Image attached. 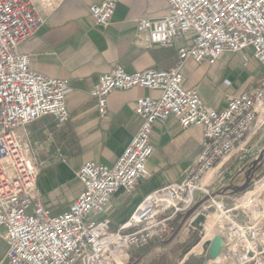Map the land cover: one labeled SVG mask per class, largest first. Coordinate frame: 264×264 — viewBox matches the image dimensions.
I'll use <instances>...</instances> for the list:
<instances>
[{
    "label": "built area",
    "instance_id": "built-area-1",
    "mask_svg": "<svg viewBox=\"0 0 264 264\" xmlns=\"http://www.w3.org/2000/svg\"><path fill=\"white\" fill-rule=\"evenodd\" d=\"M165 1L168 14L138 20L137 33L163 48L178 37L191 36V44L179 49L178 61L168 70L128 73L117 65L98 78L89 94L101 119L107 117V97L114 91L142 88L158 95L136 99L134 113L141 124L130 143L111 168L83 164L76 172L81 193L68 211L52 216L39 197L40 163L25 130L45 117L58 128L67 123L68 80L31 70L19 46L42 28L63 0H0V240L6 247L0 264H133L141 252L169 237L173 223L197 202L221 188L218 172L242 160L263 129L264 78L254 89L231 96L222 110H214L204 105L197 89L183 87L181 67L186 60L214 66L224 53L245 49H251L253 59L264 67V0ZM117 2L102 0L90 6L97 28L110 25ZM170 117L182 129L202 130L203 142L190 173L149 194L127 221L111 229L106 217L110 199L118 190L131 195L150 177L146 164L154 151L152 128ZM262 191L244 205L239 202L247 192L234 200V207L225 209L214 199L202 209L212 203L227 220L219 255L223 264H264ZM240 210L247 214L243 224L235 220Z\"/></svg>",
    "mask_w": 264,
    "mask_h": 264
},
{
    "label": "crops",
    "instance_id": "crops-1",
    "mask_svg": "<svg viewBox=\"0 0 264 264\" xmlns=\"http://www.w3.org/2000/svg\"><path fill=\"white\" fill-rule=\"evenodd\" d=\"M101 1L63 0L42 28L19 46V52L28 56L31 70L48 78L68 80L67 123L58 128L52 118L45 117L25 130L40 163L39 197L52 216L68 211L81 193L76 172L83 164L93 162L111 168L130 143L141 124L134 113L136 99L158 95L142 88L114 91L107 97V117L101 119L97 103L89 94L98 78L117 65L128 73L168 70L178 61L179 49L191 44V36H185L175 38L170 47L163 48L151 45L146 34L137 33L138 20H158L168 14L165 0H118L110 25L99 29L89 15V8ZM181 74L185 89H197L205 106L222 110L231 96L257 87L264 78V67L253 59L251 49H245L235 55L224 53L214 66L186 60ZM202 142L200 128L182 129L172 117L154 124L151 134L154 151L146 164L150 177L141 181L131 195L118 190L112 196L106 211L111 229L127 221L149 194L184 180ZM257 157L255 154L247 164L251 165ZM262 188L249 192L240 205ZM223 224L227 225V220ZM208 231L220 234L218 219ZM144 252L139 254L140 259Z\"/></svg>",
    "mask_w": 264,
    "mask_h": 264
},
{
    "label": "rangeland",
    "instance_id": "rangeland-1",
    "mask_svg": "<svg viewBox=\"0 0 264 264\" xmlns=\"http://www.w3.org/2000/svg\"><path fill=\"white\" fill-rule=\"evenodd\" d=\"M256 139H257V136H256ZM252 144H253V140L248 144L247 147L251 146ZM247 149L248 148H246V151ZM245 169H246V164L240 168H238L237 166V170H234L233 172L229 173L228 178L225 180V183L217 191V193L220 194V197L216 199L221 200V203L225 209L232 207L233 206L232 203L234 202L235 199L239 197L241 198L246 192L251 191L256 185L260 184L264 180V166L261 165L260 170L258 172H255L253 177L249 178V188L246 190V192L240 193V194L232 193L231 189L229 188H236L238 186H242L243 183L246 181L247 171ZM225 174H226V170L223 169L222 171L218 172L216 177L221 182L224 179ZM262 189L264 190V187ZM262 197H264L263 191H262ZM207 207L203 210L202 214L204 216L206 215H213V216L211 217L210 222L207 224L206 230L209 229L212 222L217 220V216H218V228H219L220 236L221 238H223L224 237L223 232L225 230L224 229L225 225L223 224L224 223L223 217L216 211L213 205L210 206V208H207ZM239 212L243 213L242 220L244 221L245 215L247 214L243 210L242 211L240 210ZM239 212L237 213V217H238ZM180 220L181 219L177 221L176 225L173 228V231L176 230ZM202 227L203 229L200 232V231L193 229L191 226H188L186 230L184 231V233L181 235V237L178 239V241L172 247L169 257L166 259V261L164 260L163 262L159 264H210V263L211 264H215V263L223 264L224 262L222 259L219 260L218 262H214V260H211L205 249H196L192 251L191 253H189L194 246L186 254H183V251L188 246H190L194 242L195 239H198L197 243L199 242L201 236L203 235L204 224L202 225ZM5 249H6L5 245L0 240V260L2 259L4 255ZM160 252L165 253L163 249H161Z\"/></svg>",
    "mask_w": 264,
    "mask_h": 264
},
{
    "label": "water",
    "instance_id": "water-1",
    "mask_svg": "<svg viewBox=\"0 0 264 264\" xmlns=\"http://www.w3.org/2000/svg\"><path fill=\"white\" fill-rule=\"evenodd\" d=\"M255 139L256 138L253 139V144L248 147L247 151L242 154L244 159L241 161L240 160L235 161L233 163V165L228 169V171L226 172V174L224 176V179L220 182L221 185H223L225 183V180L228 178V175L230 172H233L235 168H236L235 170H237V165H239V162H240V165L238 166V168L242 167L243 164H245L246 161H248V159H250V156L252 154H254V155L258 154V157L252 161L253 165H256L259 161H261L263 159V156H264V147H263V145H264V127L260 131V133L257 135V139L256 140ZM249 171H248V173H249ZM248 188H249V178H246V181L243 183L242 186H238L236 188H229V189H231L232 193H235V194L239 193L240 194V193L246 192V190ZM218 197H220V194L215 192V193L211 194L210 197H206V198L202 199L201 201L197 202L181 218L176 230L173 231L171 233V235L169 237H167L164 241H162L158 244L152 245L147 250L145 255L147 253H149L150 251H155L158 248H162L165 250L166 257L168 258L172 247L178 241V239L181 237V235L184 233V231L186 230V228L188 226H191L193 229L201 232L203 229L202 225L204 224V215L202 214V209L211 200H214ZM242 216H243V213L239 212L238 217L235 219L236 222L243 224ZM222 250H223V243L217 242L216 244H214L213 246H211L207 250V254L211 260H216L219 257L220 253L222 252Z\"/></svg>",
    "mask_w": 264,
    "mask_h": 264
},
{
    "label": "flooded vegetation",
    "instance_id": "flooded-vegetation-1",
    "mask_svg": "<svg viewBox=\"0 0 264 264\" xmlns=\"http://www.w3.org/2000/svg\"><path fill=\"white\" fill-rule=\"evenodd\" d=\"M253 156H254V154H252L251 156H250V159L251 158H253ZM244 159V158H243ZM242 159V160H243ZM250 159H248V161H250ZM263 159H264V156H263ZM263 159L261 160V161H259L256 165H253V164H251V165H249V164H247V162L248 161H246V171H247V173H246V178H251V177H253L254 176V173L255 172H258L259 170H260V167H261V165H263L262 163H263ZM241 161V160H240ZM234 163V162H233ZM233 163L231 164V166L233 165ZM245 164H243V165H245ZM239 165H240V162H239ZM239 165H237V166H239ZM230 166V167H231ZM229 167V168H230ZM236 169V168H235ZM234 169V170H235ZM250 170V171H249ZM248 171H249V173H248ZM162 248H158V249H156L155 251H150L149 253H147L146 255H145V253L147 252V250H145V252L142 254V255H144L141 259H140V256L136 259V261L134 262V263H136V264H158V263H161L163 260H165L166 261V259H167V257H166V254L165 253H161L160 252V250H161ZM164 250V249H163ZM165 251V250H164ZM141 255V256H142ZM139 259V260H138Z\"/></svg>",
    "mask_w": 264,
    "mask_h": 264
},
{
    "label": "bare ground",
    "instance_id": "bare-ground-1",
    "mask_svg": "<svg viewBox=\"0 0 264 264\" xmlns=\"http://www.w3.org/2000/svg\"><path fill=\"white\" fill-rule=\"evenodd\" d=\"M262 183V182H261ZM259 185V184H258ZM260 186V185H259ZM264 186V182L262 183V185L260 187H257V188H254L253 190L249 191L250 194H252L255 190L257 189H260ZM247 192L245 194V197L247 196V194L249 193ZM242 198V199H244ZM213 205L212 203L210 204V206ZM234 207V206H232ZM223 211V210H222ZM213 215H206L204 217V231H203V235L201 236L199 242L191 249V251L189 253H191L192 251L196 250V249H205L206 251L211 247L213 246L214 244H216L217 242H224V239L221 238L220 234H213V233H210L208 230H206V226L207 224L210 222V219ZM217 216V215H215ZM217 219H218V216H217ZM188 253V254H189ZM187 256V255H186ZM219 260H221V258H217L216 260H214V262H218ZM213 263V261H212ZM211 264V263H210ZM216 264V263H215Z\"/></svg>",
    "mask_w": 264,
    "mask_h": 264
},
{
    "label": "trees",
    "instance_id": "trees-1",
    "mask_svg": "<svg viewBox=\"0 0 264 264\" xmlns=\"http://www.w3.org/2000/svg\"><path fill=\"white\" fill-rule=\"evenodd\" d=\"M197 241L198 239H195L194 242L183 251V254H186L193 246H195Z\"/></svg>",
    "mask_w": 264,
    "mask_h": 264
}]
</instances>
